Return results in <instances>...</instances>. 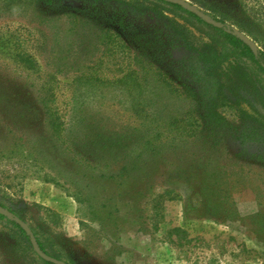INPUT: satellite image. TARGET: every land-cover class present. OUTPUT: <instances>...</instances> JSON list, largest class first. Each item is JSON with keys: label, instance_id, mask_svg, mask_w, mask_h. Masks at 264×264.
Masks as SVG:
<instances>
[{"label": "rangeland", "instance_id": "obj_1", "mask_svg": "<svg viewBox=\"0 0 264 264\" xmlns=\"http://www.w3.org/2000/svg\"><path fill=\"white\" fill-rule=\"evenodd\" d=\"M123 1L50 0L9 11L0 4V203L70 264H264V74L238 56L216 71L196 70L202 52L224 53L222 38L216 44L208 26L167 14L186 26L188 50L171 22ZM183 1L264 55V0ZM69 13L81 21L73 34ZM100 28L146 54L177 88L211 95L219 83L233 109L218 110L224 122L188 138H165L161 128V140L144 150L145 128L123 92L79 79H111L127 63L100 57ZM17 38L34 70L18 63ZM153 83L147 96L163 119L169 112L183 124L198 120V101L166 97ZM48 89L65 123L63 144L51 141L38 102ZM16 239L0 221V264H34Z\"/></svg>", "mask_w": 264, "mask_h": 264}, {"label": "trees", "instance_id": "obj_2", "mask_svg": "<svg viewBox=\"0 0 264 264\" xmlns=\"http://www.w3.org/2000/svg\"><path fill=\"white\" fill-rule=\"evenodd\" d=\"M118 3L119 6H123L125 2L123 0H113ZM45 2L49 5L50 0H5L0 4L9 11L11 7L22 8L30 7L31 9H36L37 5ZM129 7L131 11H138L139 14L142 11H149L154 13L158 17H162L173 24L174 32L178 35L179 41L183 43L186 49L190 50L193 48V44L190 41V33L188 32L186 26L179 25L174 20L167 18V14L177 15L178 13L183 14L185 23L188 24V19H193L196 23L208 26L211 28L216 37H212L214 43L217 44L219 39L222 38L225 41L224 53L218 55L216 50L212 48L209 50V55L206 56L202 52L200 60L202 62L201 67L198 66L196 70L201 72L216 71L220 65L229 58L232 57H245L250 60L258 69V71L264 74V55L260 51H252L250 47L237 36V32L229 27H226L221 22H216L220 26L216 27L211 25L195 14L185 10L182 6L163 2L160 0H130ZM141 10V11H140ZM70 28L68 32L72 34L75 32L78 24L81 22L79 18L74 13L67 14ZM89 26L88 24H86ZM86 32L92 31L91 29L85 30ZM96 49H101L100 57L104 58H116L121 56V59H125L127 63L122 68L123 70L116 77L111 79L102 78L95 73H83L79 78L86 84L91 86L98 85H108L120 89L125 98L128 99L130 103V110L137 120H140L145 128V134L143 136V148L144 150H151V144L160 141L162 138L161 128L165 131L166 137L169 138L172 134L177 138H188L190 136L196 135L199 130L207 125V123L212 122L215 126H219L224 122V118L218 113V110L228 107L233 109V104H231L227 97L221 91V86L219 83L216 85L215 89L212 90L211 95H203L202 91L198 93L195 89L184 86L183 88L175 87L165 74H163L149 61L147 55L144 53L136 54L133 53L128 45L124 43L119 34L108 30L100 28L95 34ZM13 47L20 49V52L16 50L15 56L19 59L18 63L24 65L28 70H34L36 68V60L34 56L29 54L26 50L21 48V40L17 38L12 44ZM209 48H211L209 46ZM96 50V51H99ZM203 55V56H202ZM205 64H209L208 69H206ZM154 81V90H162L166 97L175 95L178 98H183L186 101H198L200 105V110L198 112V120L191 124L181 123L176 116L172 113L167 112L165 118L163 119L158 112L153 110L154 101L147 96L148 88ZM156 91V90H155ZM202 92V93H201ZM155 93H150L153 96ZM157 96V94H156ZM206 99V100H204ZM56 96L51 89H48L46 93L39 96L38 102L42 106L45 114V123L50 132L51 141L63 144L64 134L66 131L65 123L62 117L58 114L55 107ZM158 113V114H157ZM203 123V124H202ZM182 124V125H181ZM154 131V132H153ZM153 150V149H152ZM88 168V164H84ZM40 208V207H39ZM0 211H8L12 214L13 219L8 220L3 214L0 213V221L6 220V223L10 226L11 231L17 235L16 246L20 249L23 255H27L30 261L34 264H51L45 262L36 256L32 250L29 235H27L23 229L14 221L18 218L22 221L24 219L20 214H15L0 203ZM46 213L52 214V212L46 210ZM54 215V214H53ZM32 235L35 237L39 249L46 255L50 256L59 261H63L66 264L69 262L63 260L57 254L49 253L46 250L45 245L39 239L34 229H30Z\"/></svg>", "mask_w": 264, "mask_h": 264}, {"label": "water", "instance_id": "obj_3", "mask_svg": "<svg viewBox=\"0 0 264 264\" xmlns=\"http://www.w3.org/2000/svg\"><path fill=\"white\" fill-rule=\"evenodd\" d=\"M160 1L169 2V3H173V4H176V5L182 6L185 10L195 14L196 16L200 17L201 19L205 20L207 23H209L211 25H214L216 27L220 26L218 23H215L213 21L207 20L205 15L200 10H198L197 8H195L194 6L190 5L189 3H187V2H185L183 0H160ZM237 36L241 40H243L250 47V49L252 51L256 52V49L254 48V46L251 44L250 41H248L244 36H242L239 33H237ZM0 213L3 214L5 216V218L8 219V220H12L13 219L12 214L10 212H8V211H0ZM14 221L23 229V231L27 235H29V240H30L31 247H32V249H33V251H34V253L36 254L37 257H39L43 261L49 262L51 264H66L63 261L56 260V259L51 258L50 256L44 254L39 249L38 244L36 242V239L32 235L31 230L28 227V225L25 222H23L22 220L18 219V218L14 219Z\"/></svg>", "mask_w": 264, "mask_h": 264}, {"label": "flooded vegetation", "instance_id": "obj_4", "mask_svg": "<svg viewBox=\"0 0 264 264\" xmlns=\"http://www.w3.org/2000/svg\"><path fill=\"white\" fill-rule=\"evenodd\" d=\"M257 51V50H256Z\"/></svg>", "mask_w": 264, "mask_h": 264}]
</instances>
